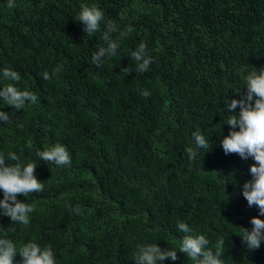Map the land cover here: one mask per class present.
Instances as JSON below:
<instances>
[{
  "label": "trees",
  "instance_id": "obj_1",
  "mask_svg": "<svg viewBox=\"0 0 264 264\" xmlns=\"http://www.w3.org/2000/svg\"><path fill=\"white\" fill-rule=\"evenodd\" d=\"M81 4L104 13L91 37L75 21ZM7 5L0 0V70L19 72L15 87L35 93L38 102L14 110L0 99V111L9 115L0 121V153L8 164L16 163L7 160L10 151L22 165L36 161L43 191L17 196L33 208L30 222L7 232L12 222L0 216V238L17 249L50 245L56 264H135L137 247L153 243L177 251L176 261L162 264H192L179 252L185 234L177 224L184 222L213 252L224 240L223 264H264V241L249 250L239 235L241 227L251 230V218L264 221L242 195L254 161L225 155L220 146L231 130L227 117L239 113V107L229 113L226 100L241 99L247 73L264 67V0ZM108 21L117 27L110 38L119 47L97 67L91 56L107 47ZM127 26L134 31L122 37ZM141 42L153 63L137 73L131 53ZM57 65L59 74L42 79ZM8 83L0 77V89ZM193 132L211 144L194 160L185 151L195 148ZM57 142L70 153V166L38 160L37 151Z\"/></svg>",
  "mask_w": 264,
  "mask_h": 264
},
{
  "label": "clouds",
  "instance_id": "obj_2",
  "mask_svg": "<svg viewBox=\"0 0 264 264\" xmlns=\"http://www.w3.org/2000/svg\"><path fill=\"white\" fill-rule=\"evenodd\" d=\"M9 8L14 7V0H8ZM104 19V13L97 7H88L81 4L80 11L75 21L84 26V32L88 36H93L100 31V22ZM114 22L108 21L102 39L107 47H101L91 56V63L100 67L104 57L116 55L119 43L113 41L111 33L116 31ZM134 29L127 26L120 33L122 37L130 35ZM132 58L137 62L135 71L144 73L148 71L149 65L153 63V58L147 53V46L141 42L137 49L131 53ZM63 70L61 65H57L50 75L47 71L42 73V79L50 80L52 76L59 74ZM121 71L128 75L131 71L123 68ZM0 77L9 81L6 86L0 89V99L6 106L14 110H22L26 105H35L38 97L35 93L28 90H19L15 87L19 83L21 76L17 71L9 67L0 70ZM245 94L239 100H226L229 113L234 112L239 107L238 114H231L227 117L226 124L231 129L226 137L221 140V148L225 155L236 154L242 160L251 158L254 164L249 167L251 180L242 186V195L249 207L256 206L259 214L264 216V67L253 70L245 76ZM239 93V90L237 91ZM143 97L150 96V92L143 90L140 93ZM255 97V99H254ZM9 115L0 111V121L8 122ZM22 127V125H21ZM238 129V130H236ZM192 137L195 148H187L186 154L192 160L195 159L198 150L209 151L211 144L199 132H193ZM38 160L54 163L57 166H70L71 157L66 146L57 142L43 151H37ZM7 160L16 163H6L3 153H0V192L3 199H0V216H6L12 222L7 232H14V224H29V214L33 208L17 200V196L26 197L30 193L43 191V183L35 177L36 161L22 165L20 157L15 152L7 153ZM79 212V206L72 209ZM251 230L239 228V235L242 243L249 250L260 248L264 241V221L253 217L250 219ZM178 231L185 235L180 240L179 252L183 253L192 264H223L221 256L224 254V240L220 239L215 245V252L208 249L209 240L204 235H193L192 229L184 222L177 224ZM0 230H4L0 228ZM20 257V264H56L54 252L51 246L41 247L36 242L22 244L19 249L9 239L0 238V264H14V258ZM135 264H162L166 259L177 260L176 250H162L155 243L144 244L137 247L134 252Z\"/></svg>",
  "mask_w": 264,
  "mask_h": 264
}]
</instances>
